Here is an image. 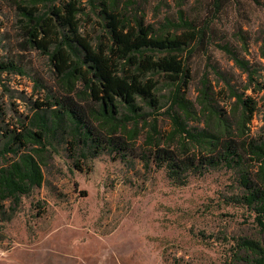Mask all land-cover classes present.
Returning a JSON list of instances; mask_svg holds the SVG:
<instances>
[{"label":"rangeland","instance_id":"1","mask_svg":"<svg viewBox=\"0 0 264 264\" xmlns=\"http://www.w3.org/2000/svg\"><path fill=\"white\" fill-rule=\"evenodd\" d=\"M115 1L131 26L141 21L160 30L181 14L197 26L210 22V43H195L193 57L183 59L188 71L183 95L199 114L190 128L209 124L208 113L201 111L205 87L213 107L231 115L232 87L256 103L250 137L264 136V0H229L218 14L213 0ZM79 8L80 35L95 47L109 45L101 8L91 0H80ZM223 47L247 62L250 72L244 73ZM0 65L10 68L0 69L1 150L10 133H22L49 98L64 94L55 63L30 42L12 0H0ZM159 80L166 111L173 88ZM82 90L78 83L77 92ZM73 97L85 110L91 106ZM159 127L172 131L164 116ZM147 131L137 142L142 149L126 158L105 150L86 160L69 144L48 147L41 158L44 184L22 198L11 220L0 219V264H234L241 240L264 247V232L240 203L237 172L222 168L173 181L165 170L146 168L137 158L146 148ZM13 157L0 156V166Z\"/></svg>","mask_w":264,"mask_h":264},{"label":"trees","instance_id":"2","mask_svg":"<svg viewBox=\"0 0 264 264\" xmlns=\"http://www.w3.org/2000/svg\"><path fill=\"white\" fill-rule=\"evenodd\" d=\"M228 1L213 0L215 14ZM12 2L18 3L30 42L48 52L55 63L64 94L49 98L24 131L10 133L0 150L1 157L14 155L0 166V219L11 220L22 198L42 187L41 158L48 147L54 149V143L69 144L74 151H82L86 160L105 150L126 158L142 149L137 142L148 129L146 148L136 154L146 168L154 165L177 182L222 168L237 172L243 190L240 203L254 214L264 232V136L252 138L248 128L256 103L230 87L236 108L231 115H222L205 87L201 111L208 113L209 124L190 128L199 114L183 95L188 77L183 59L193 57L195 43H210V22L197 26L181 14L178 22L168 20L160 30L141 21L131 26L115 0H91L101 8L109 35V45L100 42L95 47L80 35V0ZM223 49L244 73L250 72L247 62L228 47ZM0 69L10 68L0 65ZM160 77L173 88L166 111L159 96ZM78 83L84 90L77 92ZM74 94L91 103L88 110L77 104ZM161 116L171 121V132L160 130ZM238 247L241 257L234 264H264L260 242L243 239Z\"/></svg>","mask_w":264,"mask_h":264}]
</instances>
